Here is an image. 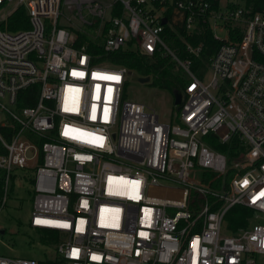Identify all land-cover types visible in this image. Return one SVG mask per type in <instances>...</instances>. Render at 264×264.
I'll return each instance as SVG.
<instances>
[{"label":"built area","instance_id":"1","mask_svg":"<svg viewBox=\"0 0 264 264\" xmlns=\"http://www.w3.org/2000/svg\"><path fill=\"white\" fill-rule=\"evenodd\" d=\"M250 2L0 0L1 19L22 8L28 22L0 30V213L25 171L29 228L58 233L49 261L0 255V264H262L264 4L253 12ZM64 4L73 22L108 23L103 52L129 44L170 58L184 84L169 122L124 99V68L92 65L73 47L58 26ZM164 26L218 43L200 76L191 57L202 43L181 38L189 57L180 60ZM207 136L236 142L238 156L228 161ZM234 206L252 215L230 231Z\"/></svg>","mask_w":264,"mask_h":264},{"label":"trees","instance_id":"2","mask_svg":"<svg viewBox=\"0 0 264 264\" xmlns=\"http://www.w3.org/2000/svg\"><path fill=\"white\" fill-rule=\"evenodd\" d=\"M250 3L253 12H256L263 7L264 0H252V2ZM119 10V6L116 4L112 9L110 15L117 16L119 14ZM65 13L66 12H64V15L62 16V21L63 19L68 20L67 17L69 15L71 16V13ZM89 22L90 24L87 26L77 24L78 27H68L66 29L73 36V47L77 49L83 48L84 52L89 55L92 65L104 66L109 68H124L127 71L128 75H132L136 79L148 78L147 84L151 87L166 90L172 96L174 94L180 95L183 89L184 79L178 71H174L173 62L169 57L163 56L159 53H155L150 57L143 56L136 50L132 49L129 44L125 48H121L118 51L105 53L102 50V45L108 23L106 21L100 22L97 19H89ZM58 26L65 28V26L60 25V23H58ZM27 28V17L24 14V10L22 8L16 9L13 13L6 17L3 22L0 23V30L3 31L14 32ZM161 36L166 45L170 49L174 50L177 58L180 60L189 57L184 51L182 40L192 45L198 42L202 43L203 50L200 54V59L198 60L191 57V70L196 76H200L201 72L204 71V66L202 65L201 61H205L208 57H210L218 47V43H216L212 39L210 34L206 31L199 35L187 37L180 27H175V30H172L168 26H164ZM2 134L4 136H8L4 131H2ZM204 140L206 141L209 148L216 152L224 154L228 161H230L231 158H236L238 156V153L232 155V151L237 148L236 142L234 141H232V145L228 147L226 145L217 143L216 140H214V138H212L211 136L205 137ZM0 154H4V149L1 147V145ZM28 183H30L29 180ZM13 186L14 184L10 186V193L13 189ZM251 215L252 211L250 209L241 206L232 207L231 209H229L224 219L226 223V229L235 231L238 228H244L248 224L247 220ZM35 231L38 232V239L41 244L47 245L51 248V246L57 242L58 233L56 231ZM45 260H47V258L39 261ZM47 261H49V259Z\"/></svg>","mask_w":264,"mask_h":264},{"label":"rangeland","instance_id":"3","mask_svg":"<svg viewBox=\"0 0 264 264\" xmlns=\"http://www.w3.org/2000/svg\"><path fill=\"white\" fill-rule=\"evenodd\" d=\"M95 1L109 3L111 0ZM67 6L66 4L61 6L62 15L64 12L71 13V8ZM69 16L67 18L71 21L63 19L58 23L66 28L78 27V23L73 22V18ZM4 20L5 18L0 17V23ZM124 99L144 105L146 109L154 112L162 123L169 122L175 110L173 96L168 91L151 87L147 83H140L132 75H127ZM15 173L18 179L15 180L16 183H14L6 208L0 213V232H4L0 234V255L35 260L50 259L53 256L52 248L41 244L38 232L28 226L31 206L29 174L25 171H15ZM260 262L264 264V257L260 259Z\"/></svg>","mask_w":264,"mask_h":264},{"label":"water","instance_id":"4","mask_svg":"<svg viewBox=\"0 0 264 264\" xmlns=\"http://www.w3.org/2000/svg\"><path fill=\"white\" fill-rule=\"evenodd\" d=\"M137 81L140 82V83H147L148 82V78H138ZM179 98H180L179 94H174L173 95V105L174 106H177L179 104ZM1 233L2 232H0V234Z\"/></svg>","mask_w":264,"mask_h":264},{"label":"snow or ice","instance_id":"5","mask_svg":"<svg viewBox=\"0 0 264 264\" xmlns=\"http://www.w3.org/2000/svg\"><path fill=\"white\" fill-rule=\"evenodd\" d=\"M112 78L113 79H118V77H112ZM97 139L102 140L103 138H97ZM100 146H102V144Z\"/></svg>","mask_w":264,"mask_h":264},{"label":"crops","instance_id":"6","mask_svg":"<svg viewBox=\"0 0 264 264\" xmlns=\"http://www.w3.org/2000/svg\"><path fill=\"white\" fill-rule=\"evenodd\" d=\"M173 100V99H172Z\"/></svg>","mask_w":264,"mask_h":264}]
</instances>
